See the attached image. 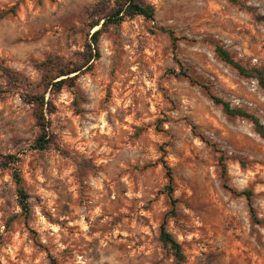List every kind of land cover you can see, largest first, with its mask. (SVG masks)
I'll list each match as a JSON object with an SVG mask.
<instances>
[{
  "label": "rangeland",
  "instance_id": "1",
  "mask_svg": "<svg viewBox=\"0 0 264 264\" xmlns=\"http://www.w3.org/2000/svg\"><path fill=\"white\" fill-rule=\"evenodd\" d=\"M140 1L154 6V21L135 17L102 35L93 70L52 96L53 143L38 152L31 106L3 69L37 85L36 64L77 60L88 25L114 3L0 0V264H175L159 241L171 209L162 161L177 201L167 228L186 264H264V139L210 96L264 124V90L215 53L221 45L264 68V0ZM159 27L175 32L176 50ZM221 160L228 185L253 193L263 224L252 222L245 196L223 187Z\"/></svg>",
  "mask_w": 264,
  "mask_h": 264
},
{
  "label": "trees",
  "instance_id": "2",
  "mask_svg": "<svg viewBox=\"0 0 264 264\" xmlns=\"http://www.w3.org/2000/svg\"><path fill=\"white\" fill-rule=\"evenodd\" d=\"M113 3V10L105 18L88 25L84 50L79 54L77 60L63 61L60 58L49 57L44 62L36 64V68L41 73V79L37 85H34L30 79L18 72L3 69L6 73L12 76V85L21 91L20 98L22 101L31 106L32 116L37 129L31 147L33 150L38 152L45 151L52 145L53 135L50 132V121L48 119V116L54 113L56 109L52 96L60 93L65 88L71 90L75 89L79 77L93 70L94 63L101 57L99 41L102 35L110 32L113 28L119 27L128 19L135 17H143L144 19L151 21H154L155 19L154 6L142 3L140 0H113ZM11 12L14 13V9H12ZM159 31L169 36L173 50H176L179 38L175 35V32L164 27H159ZM215 53L222 62L235 69L239 75L256 80L258 85L264 90V68L245 66L243 63L235 60L231 53L221 45H215ZM47 94L50 95L49 98H47ZM210 96L213 103L217 106H221L223 112L227 116L248 120L253 125L254 131L264 139V124L257 116L241 108H233L228 102L215 95ZM76 98L74 102L75 105ZM7 159L8 162L5 163V166H13L11 167L12 178L16 186L18 205L23 214L27 216L30 210L28 201L29 197L25 189L21 171L17 165L19 159L12 155L8 156ZM162 164L166 169L168 184L166 185L165 190L170 199L171 209L165 214L160 225L159 241L174 257L175 264H186V255L181 243L174 238L167 228V219L170 217L174 218L177 215V201L173 198L174 177L172 170L165 161H162ZM221 168L223 187L233 194L245 196L252 222L258 225L263 224V221L256 216V211L252 203L253 193L251 191H243L240 193L234 191L228 185L227 171L223 160H221Z\"/></svg>",
  "mask_w": 264,
  "mask_h": 264
}]
</instances>
